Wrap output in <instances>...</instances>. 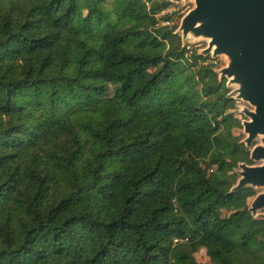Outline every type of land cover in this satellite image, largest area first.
<instances>
[{
	"label": "trees",
	"instance_id": "16d2710c",
	"mask_svg": "<svg viewBox=\"0 0 264 264\" xmlns=\"http://www.w3.org/2000/svg\"><path fill=\"white\" fill-rule=\"evenodd\" d=\"M170 6L0 0V264H264L226 80Z\"/></svg>",
	"mask_w": 264,
	"mask_h": 264
},
{
	"label": "water",
	"instance_id": "95a60500",
	"mask_svg": "<svg viewBox=\"0 0 264 264\" xmlns=\"http://www.w3.org/2000/svg\"><path fill=\"white\" fill-rule=\"evenodd\" d=\"M189 0H166L179 4ZM193 8L181 19L174 35L181 36L182 48L189 38L203 39L207 48L197 55L216 58L224 56L227 64L214 71L218 81L227 79V87L234 86L230 96L248 104L241 113L248 119L241 125L245 139L242 144L249 151L251 162L238 163V179L229 193L244 188L262 189L248 205L255 220H264V0H192ZM259 138L260 144L252 146Z\"/></svg>",
	"mask_w": 264,
	"mask_h": 264
},
{
	"label": "rangeland",
	"instance_id": "374dc122",
	"mask_svg": "<svg viewBox=\"0 0 264 264\" xmlns=\"http://www.w3.org/2000/svg\"><path fill=\"white\" fill-rule=\"evenodd\" d=\"M158 1H162L163 3L166 2V0H158ZM193 8V3L192 0H189L188 2H181L179 4H171V6L163 11L165 12V14H170L172 15V19L170 21H168V26L174 25L177 28L180 26V22L181 19L183 18V16L190 11ZM162 13V12H161ZM159 14L158 16H162V14ZM164 23V22H161ZM178 38L181 42V36L180 34H178ZM185 46H188V48L190 49V51H194L196 52V54L200 53L201 50L207 48L208 46V42L206 40L203 39H193V38H189L186 43ZM201 64L205 65H212L213 66V71H218L222 68H224L227 64V60L224 56H218L216 58H212L211 55H209L208 60L206 61H202L200 62ZM218 79V77H217ZM227 82V79H225ZM226 88L228 89V97L234 102V109H233V115L234 118L238 119V124L240 125V128H234V135L238 138L239 142H242L245 139V135L243 133V127L241 125V122L243 120H248L242 113L241 110L244 107L247 108H251L248 104L242 102L241 100H236L234 99L232 96H230L233 92V90L235 89L234 86H230ZM260 144V140L259 138H257L252 146L258 145ZM248 151H251V149H248ZM253 165H258L260 164V162H252ZM238 168H233L232 172L235 174V177L237 180L238 179V175L235 173V171H237ZM260 192H262V189H256L254 190V196L248 199V205H250L251 201L254 199V197L259 194ZM261 213H264V210L261 211ZM195 259L197 262L199 263H203V264H213V262L206 256L205 250H200L198 253L195 254Z\"/></svg>",
	"mask_w": 264,
	"mask_h": 264
},
{
	"label": "built area",
	"instance_id": "2783aa9c",
	"mask_svg": "<svg viewBox=\"0 0 264 264\" xmlns=\"http://www.w3.org/2000/svg\"><path fill=\"white\" fill-rule=\"evenodd\" d=\"M161 14L164 15L165 12H162ZM163 22H164V23H161V25H163V26H164V25H168V22H167V21H163ZM186 240H187V239H186ZM175 242H176V241H175Z\"/></svg>",
	"mask_w": 264,
	"mask_h": 264
}]
</instances>
